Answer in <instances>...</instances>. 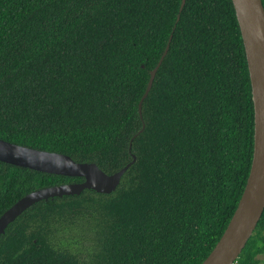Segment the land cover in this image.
<instances>
[{"label": "trees", "instance_id": "obj_1", "mask_svg": "<svg viewBox=\"0 0 264 264\" xmlns=\"http://www.w3.org/2000/svg\"><path fill=\"white\" fill-rule=\"evenodd\" d=\"M182 1L0 0V139L109 175L136 158L111 194L27 210L0 264H202L215 248L251 171L252 86L232 0ZM82 181L0 162V217ZM263 257L264 214L235 264Z\"/></svg>", "mask_w": 264, "mask_h": 264}, {"label": "water", "instance_id": "obj_2", "mask_svg": "<svg viewBox=\"0 0 264 264\" xmlns=\"http://www.w3.org/2000/svg\"><path fill=\"white\" fill-rule=\"evenodd\" d=\"M187 0L182 1L180 12ZM245 47L252 86L255 116L254 154L251 171L239 205L215 248L202 264H235L253 236L264 214V4L262 0H232ZM180 19V15L178 16ZM170 44L151 71L139 112L155 77L168 54ZM136 158L120 171L109 175L95 163H80L70 156L38 150L0 139V162L46 174L82 178L84 181L46 187L29 193L0 217V241L7 229L27 210L42 201L79 196L85 190L111 194Z\"/></svg>", "mask_w": 264, "mask_h": 264}, {"label": "rangeland", "instance_id": "obj_3", "mask_svg": "<svg viewBox=\"0 0 264 264\" xmlns=\"http://www.w3.org/2000/svg\"><path fill=\"white\" fill-rule=\"evenodd\" d=\"M262 264H264V257L262 258Z\"/></svg>", "mask_w": 264, "mask_h": 264}]
</instances>
